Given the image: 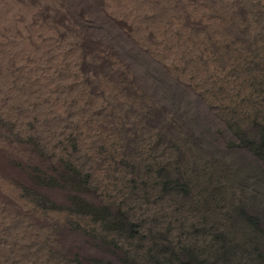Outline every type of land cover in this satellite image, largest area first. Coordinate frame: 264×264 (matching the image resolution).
<instances>
[{
	"label": "rangeland",
	"instance_id": "374dc122",
	"mask_svg": "<svg viewBox=\"0 0 264 264\" xmlns=\"http://www.w3.org/2000/svg\"><path fill=\"white\" fill-rule=\"evenodd\" d=\"M126 6L0 63V264H264V0Z\"/></svg>",
	"mask_w": 264,
	"mask_h": 264
},
{
	"label": "bare ground",
	"instance_id": "6f19581e",
	"mask_svg": "<svg viewBox=\"0 0 264 264\" xmlns=\"http://www.w3.org/2000/svg\"><path fill=\"white\" fill-rule=\"evenodd\" d=\"M132 1L133 0H0V28L3 31V36L0 32V63L4 62L5 64H2L7 65L4 60V58H6L4 55L9 51H12V53L8 55V62L12 63V61H15V54L18 57L21 55L25 56L33 51V48H35L41 40L46 39L44 41L45 43L50 42L47 36L52 28H59L60 33L64 31L70 34L72 33L73 36L76 35L79 42L78 44L83 47L86 46L87 51H95L102 46H107L109 49L112 45L110 46L111 39L108 31L105 32L103 29L98 30V27V29H96L93 27L95 24L93 26L89 25V21H92V23H106V25L109 23V25H113L119 32L122 31L125 33V29L128 31L130 26L125 20L121 19L117 11L120 8L127 11L128 9H126L125 6L127 4L132 5ZM128 6L126 7L128 8ZM86 16L89 17V20ZM2 27H4V29ZM108 28L110 27L108 26ZM36 32L41 36H36ZM76 36H74V38ZM15 71L16 69H13V67L1 66L0 78L9 75V72L15 73ZM3 151H6V149ZM0 155L2 154L0 153ZM1 158H3V156Z\"/></svg>",
	"mask_w": 264,
	"mask_h": 264
},
{
	"label": "trees",
	"instance_id": "16d2710c",
	"mask_svg": "<svg viewBox=\"0 0 264 264\" xmlns=\"http://www.w3.org/2000/svg\"><path fill=\"white\" fill-rule=\"evenodd\" d=\"M251 146H253V143H251ZM255 148H256L254 150L255 153L264 162V134L261 136L260 142H258V145ZM246 171H248V173H246L247 176L253 177L255 175V170H254L253 166H247L246 168L240 170L239 176L243 175ZM161 253L162 252H157V250H155V249L152 250V255L159 256Z\"/></svg>",
	"mask_w": 264,
	"mask_h": 264
}]
</instances>
